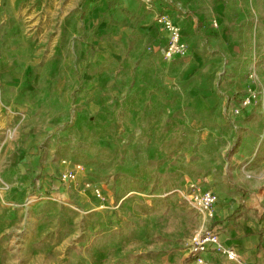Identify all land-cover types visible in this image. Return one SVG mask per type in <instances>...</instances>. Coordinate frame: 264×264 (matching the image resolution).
<instances>
[{
  "label": "rangeland",
  "instance_id": "rangeland-1",
  "mask_svg": "<svg viewBox=\"0 0 264 264\" xmlns=\"http://www.w3.org/2000/svg\"><path fill=\"white\" fill-rule=\"evenodd\" d=\"M87 1L0 0L11 28L39 20L41 37L59 33L58 16L69 7L74 27L70 42L28 45L18 57L32 86L28 101L41 114H68L54 144L41 142L40 173L30 155L20 157L28 140L22 134L32 123L20 124L0 95V264H197L196 238L210 232L213 215L196 211L194 197L209 188L218 200V183L191 174L193 148L204 139L193 141L180 122L184 109L168 93L173 77L148 76V34L135 27L122 46V100L109 112H80L75 103L86 73L98 64L95 46L89 58L82 56L80 38L93 37L85 31ZM245 2L263 20L264 40V0ZM154 144L161 158L149 159ZM231 147L225 143L220 152L218 172L225 177Z\"/></svg>",
  "mask_w": 264,
  "mask_h": 264
},
{
  "label": "crops",
  "instance_id": "crops-1",
  "mask_svg": "<svg viewBox=\"0 0 264 264\" xmlns=\"http://www.w3.org/2000/svg\"><path fill=\"white\" fill-rule=\"evenodd\" d=\"M154 4L147 12L142 0L86 2L85 31L93 37L80 38L85 47L82 56L89 58V49L95 46L94 59L98 64L86 73L87 86L75 104L80 105L78 109L84 115L94 107L97 112L114 110L115 103L122 100L121 88L126 83L122 46L132 28L147 33L148 76L160 72L173 77L168 81V93L175 97L177 108L184 109L182 114L186 117L180 122L190 127L193 141L204 139L193 148L190 163L195 170L191 174H201L207 181L218 183V200L208 230L235 249L240 260L264 264L263 20L255 6L245 0H154ZM159 10L172 16L181 27L188 44L185 53L173 58L164 55L170 35L156 21ZM71 11L69 7L58 16L62 31L41 37L39 20L11 28L6 26L5 9L0 8V95L20 124L32 123L22 134L28 140L20 157L24 160L26 154L30 155L32 168L39 173L41 142L54 144V133L68 114L66 109L41 114L28 101L32 86L24 81L25 70L17 62L25 46L56 47L70 42L74 30L72 17L68 18ZM14 32L20 33L13 36ZM14 44L19 48L10 50L8 47ZM225 143L232 144L226 177L218 172ZM157 151L155 144L148 147V158H161ZM45 184L48 188L50 183ZM204 257L206 264H238L217 250L204 253Z\"/></svg>",
  "mask_w": 264,
  "mask_h": 264
},
{
  "label": "built area",
  "instance_id": "built-area-1",
  "mask_svg": "<svg viewBox=\"0 0 264 264\" xmlns=\"http://www.w3.org/2000/svg\"><path fill=\"white\" fill-rule=\"evenodd\" d=\"M143 1L146 4V7L150 10L154 8V0ZM178 6H181L179 2ZM155 16L159 25L166 29L170 35L169 44L164 51L165 56L167 58H173L176 54L185 53L188 49V44L183 38L181 27L173 20V17L164 13L163 10L157 11ZM216 200V193L212 189L204 188L195 195L193 207L201 215L211 216L213 215ZM196 244L195 254L197 264H206L204 253L212 250H217L223 253L230 261L237 262L238 264H248L247 262H242L238 252L232 247L223 244L214 233L208 232L202 236L199 235L196 238Z\"/></svg>",
  "mask_w": 264,
  "mask_h": 264
},
{
  "label": "trees",
  "instance_id": "trees-1",
  "mask_svg": "<svg viewBox=\"0 0 264 264\" xmlns=\"http://www.w3.org/2000/svg\"><path fill=\"white\" fill-rule=\"evenodd\" d=\"M192 260H196V255H195V257Z\"/></svg>",
  "mask_w": 264,
  "mask_h": 264
}]
</instances>
